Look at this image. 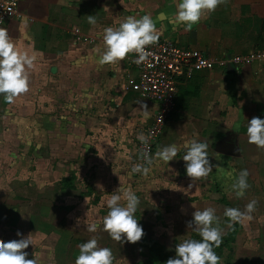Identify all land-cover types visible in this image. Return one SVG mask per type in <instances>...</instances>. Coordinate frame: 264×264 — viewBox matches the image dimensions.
<instances>
[{"label":"crops","instance_id":"obj_1","mask_svg":"<svg viewBox=\"0 0 264 264\" xmlns=\"http://www.w3.org/2000/svg\"><path fill=\"white\" fill-rule=\"evenodd\" d=\"M17 2L16 16L3 28L18 49L34 52L37 58L29 70L28 91L12 104L0 96V166H5L0 167V191L9 198L0 202V242L19 239V231L32 239V245L24 249L26 259L34 258L37 264H74L77 245L95 237L99 246L111 249L113 264H146L152 251L162 250L166 239L152 230L159 225L165 229L166 218L172 214L169 219L174 223L179 215L185 222L191 220L192 202L207 193L210 181L230 188L242 167L249 177L258 154L264 156L263 148L249 143L246 136L247 120L264 118V0H222L190 29L171 22L173 0ZM90 14L96 18L95 25L87 21ZM144 14L151 15L161 31L160 39L198 50L215 61L257 56L227 70H193L181 78L175 111L154 147L151 165L145 164L137 136L153 123L157 106L135 85L138 73L131 56L114 64L96 62V49L103 50V29L118 26L127 16ZM138 101L150 109L147 118ZM23 131L24 140L18 141L17 134ZM193 138L208 144L213 165L207 177L194 183L185 174L182 160L183 145ZM169 144L177 145L178 152L167 164L154 153ZM35 148L42 154L37 158L43 170L39 178L49 183V172L61 176L54 185L56 197L42 195L36 204L19 206L12 182L32 178L30 172L18 176L16 168H11L17 157H11V152ZM24 156L22 162L32 165V155ZM136 163L148 172L132 173ZM86 178L88 187L75 184ZM40 188L45 189L41 184ZM117 188L131 189L139 198L134 214L144 231L139 243L121 244L103 231L105 201ZM73 194L81 204L66 200ZM57 212L63 217L54 222ZM89 223L97 225L95 232L86 230ZM139 249L147 255L131 260L134 252L141 254Z\"/></svg>","mask_w":264,"mask_h":264},{"label":"clouds","instance_id":"obj_2","mask_svg":"<svg viewBox=\"0 0 264 264\" xmlns=\"http://www.w3.org/2000/svg\"><path fill=\"white\" fill-rule=\"evenodd\" d=\"M175 5L174 16L171 22L183 25L190 29L196 24L205 12H212L222 0H173ZM87 21L91 25L96 24L94 15H87ZM161 35L156 28L150 14H144L139 18L127 16L118 22V26H108L103 29V50L96 49L99 53L96 62L100 65L114 64L125 58L126 55L135 53L133 63L139 65L150 55L147 45L155 44ZM36 54L18 49L12 41L9 31L0 27V96L3 100L12 104L15 99L28 91L29 70L33 68ZM142 114L145 118L150 115V109L138 101ZM246 136L249 143L258 148H264V118L252 117L247 120ZM137 139L147 144L148 136L140 133ZM185 151L182 160L185 162V174L192 182L207 177L213 169L208 157V144L195 138L188 140L183 145ZM178 152V146L169 144L161 147L154 153L159 161L167 163L173 160ZM145 164L151 165L153 157L144 153ZM132 173H147L148 168L140 163L132 165ZM248 171L241 169L235 181L227 189L241 197L247 183ZM192 185L190 184L189 187ZM107 212L102 218V228L108 236L121 244L135 243L144 235L143 227L138 224L135 212L139 204L138 196L131 189L120 190L117 188L105 201ZM256 201L251 200L241 211L236 207H225L223 216L227 218L229 225L238 223L243 218H250L254 211ZM192 212L191 220L186 222V229L195 232L199 239L185 238L175 244V256L167 259L164 264H218L219 257L213 250L219 247L223 235L219 227V217L213 207L203 210L196 209ZM97 225H86L88 232H95ZM19 239L0 242V264H37L36 259H26L28 252L24 249L32 245V239L17 231ZM78 255L74 264H113V254L110 248L98 245L95 237L79 243Z\"/></svg>","mask_w":264,"mask_h":264},{"label":"rangeland","instance_id":"obj_3","mask_svg":"<svg viewBox=\"0 0 264 264\" xmlns=\"http://www.w3.org/2000/svg\"><path fill=\"white\" fill-rule=\"evenodd\" d=\"M22 130H25V128L22 127ZM18 135H20V137H18V141H20L24 138L26 132H19L17 136ZM259 151L260 150H258V152ZM262 152L264 154V148ZM24 153H27V156H29V154L32 155V162L34 161L32 165L29 164L28 160L26 162H22L21 157L26 159ZM15 155L17 156L15 158L16 163L11 166V168H16L18 176L21 174L25 175L30 172L31 174L27 175H31L32 178V180L31 178H29V180L31 181L27 182H24L21 179L12 182L17 190V196L15 197L16 205L21 206L23 204H36L39 200L41 201L42 195L43 197H56L54 193V185L59 181L58 179H60L61 176L57 177L58 172H49V183L44 180L42 181L41 178H39L42 176L41 172H43L42 165L37 161V158L42 156L41 150L37 148L17 149L16 153H14L13 155L11 152V157ZM258 156L260 159H258V163L256 164V166H250L251 177L249 176L247 180L249 182H247L249 187L245 189V191H249L250 194L252 193L251 197H248L247 192L245 191L243 196H241L240 198L232 196L231 191H227V189H229V186H223L222 183H218L216 180L215 182L210 181V188L208 189L206 194H204L200 199L195 198L192 202L193 211L195 210L194 208L203 210L206 207H213L216 210L215 214L219 217V227L223 231L220 243L221 248L218 252L220 264H264V156L261 157L259 154ZM241 169L244 168L242 167ZM253 174L257 175L255 177L256 181L252 180ZM45 183L48 184V188L46 187ZM40 184L42 188L45 189H41ZM75 184L78 186L80 184L84 188L85 186L88 187L90 185V181L88 180V178H86L81 181L77 180ZM37 187L41 189V192H38ZM0 192V202L3 203L9 198L5 195L6 193L4 191ZM253 195L255 196V199ZM77 196L78 195L73 194L69 198H66V200L70 201L73 204H81L82 202L80 203L78 199L79 197ZM251 200L256 201V204L250 218H243L240 222L232 223L231 225H229L227 222V218L223 216L224 208L236 207L241 211H244L245 205ZM34 213H36L35 210ZM62 217V215L58 217L57 212V217L52 218H54V222H57L61 220ZM170 217L166 218L167 227L165 229H163L162 226L159 225L155 228V230H152L153 233H158V238L161 236V233L166 235V239L163 240V245L160 247L162 250H160L159 253H156V256L158 258L165 257L166 260L170 257L175 256V244L180 242L182 239L189 237L199 239V236L195 232H193L191 229H186V222L184 220V217L179 215L175 219V223L173 222L172 218L169 219ZM162 218H164L165 221V217L163 216ZM153 220L154 219H150V222H153ZM169 233H171L172 235L168 237ZM172 240H175L176 243L173 244ZM136 243H139V241H137ZM139 251H141V254L139 255L138 253L134 252L132 257H130L131 260H133L134 258L137 259V261L138 258L139 260H142L141 258H144V254L147 255L144 249H139ZM131 262H125V264H132Z\"/></svg>","mask_w":264,"mask_h":264},{"label":"built area","instance_id":"obj_4","mask_svg":"<svg viewBox=\"0 0 264 264\" xmlns=\"http://www.w3.org/2000/svg\"><path fill=\"white\" fill-rule=\"evenodd\" d=\"M17 5V0H0V27H4L16 16ZM146 49L150 55L139 65L132 62L136 54H129L138 73L135 85H138L142 94L157 106L154 121L144 132L148 136L147 144L140 143L139 146L142 157L145 152L151 157L165 125L175 111L181 78L193 70H212L215 67L227 70L230 66L247 64L257 58L255 54H250L224 57L215 61L198 50L183 48L160 38L155 44L147 45Z\"/></svg>","mask_w":264,"mask_h":264},{"label":"trees","instance_id":"obj_5","mask_svg":"<svg viewBox=\"0 0 264 264\" xmlns=\"http://www.w3.org/2000/svg\"><path fill=\"white\" fill-rule=\"evenodd\" d=\"M63 183H66V182L64 181ZM220 248H221V245H219V247H215L213 249L217 255H218V252H219ZM156 253H159V252L156 251V250L151 252L150 259H149V261L146 264H164V262L166 261V258L165 257H162V258L159 257L158 258L156 256L157 255ZM218 264H220L219 261H218Z\"/></svg>","mask_w":264,"mask_h":264}]
</instances>
